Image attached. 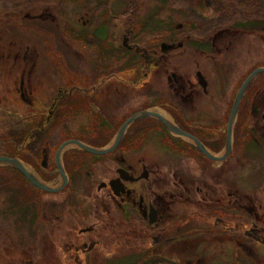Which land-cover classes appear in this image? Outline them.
Listing matches in <instances>:
<instances>
[{"label": "flooded vegetation", "instance_id": "obj_1", "mask_svg": "<svg viewBox=\"0 0 264 264\" xmlns=\"http://www.w3.org/2000/svg\"><path fill=\"white\" fill-rule=\"evenodd\" d=\"M207 5L209 14L218 12ZM81 13L74 17L78 27L71 37L82 42L75 47L63 37L59 43L67 58L16 55L0 62L5 76L0 105L8 115L19 109L25 152L39 144L35 156L9 158L59 190H39L20 174L23 180L55 196L80 189L101 213L86 224L82 215L89 216L91 205L74 211V218L42 217L54 222L49 228L56 242L53 264H109L122 253H133L123 257L135 264L149 258L174 264H264V79H259L264 73L252 78L232 115L243 82L263 68L251 66L249 58L234 59V48L245 35L264 30L263 23L237 27V17L229 15L227 24L197 27L187 19L157 52L141 57L138 44L130 43V31L121 35V49H113L108 40L93 37L107 24ZM117 51L130 57L112 60ZM189 51L198 61H192L191 73H183L174 62ZM243 60L247 67L241 70ZM202 64L211 73L205 74ZM125 124L119 143L106 154L67 146L59 161L63 183L55 162L62 144L104 149ZM99 131L108 135L101 137ZM100 173L97 183L93 178ZM74 205L82 207L79 201Z\"/></svg>", "mask_w": 264, "mask_h": 264}, {"label": "rangeland", "instance_id": "obj_2", "mask_svg": "<svg viewBox=\"0 0 264 264\" xmlns=\"http://www.w3.org/2000/svg\"><path fill=\"white\" fill-rule=\"evenodd\" d=\"M42 0H0V62L4 63L7 57L17 58L24 55L29 58L53 57L54 47L46 46L42 41L45 32L37 26L32 18H26L18 25L23 24L25 28L18 29L14 25L19 22V13L9 17V8L12 11H19L23 5H38ZM216 2L203 3L204 0H63L58 4L62 9L59 16L60 35L69 38L77 47L78 42L82 40L72 39V31H77L75 24V15H82L81 12H90L91 18L98 22H105L109 25L110 33L108 45L113 49H121V35L130 31V43L138 44L141 57H150L158 51V46L166 42V38L172 35L174 27L178 24H185L187 19L189 25L197 27L218 26L227 24L229 15L235 16L237 20H246V23L236 21L235 26H253V22H262L264 25V0H219ZM210 6L208 9L218 11L214 15L205 11V5ZM203 5V6H202ZM84 8V10H82ZM79 13V14H76ZM21 14V13H20ZM15 17V18H14ZM45 18L52 20L48 14ZM253 21V22H252ZM55 22V21H54ZM57 24V23H56ZM19 27V26H18ZM75 28V29H74ZM44 34V35H41ZM48 35H51L48 33ZM193 36H199L193 34ZM244 39V40H243ZM239 45L234 48V59L249 58L250 65L253 67H264V30L253 31L252 34L245 35ZM59 41V40H58ZM44 43V44H43ZM106 46V48H109ZM117 57V58H115ZM128 55H120L117 51L113 59H122L124 62ZM184 58L174 62V65L180 66L184 73H191L194 69L193 60L198 56L193 55L192 51L184 54ZM198 61V60H197ZM130 62V60H129ZM201 62V61H199ZM2 65L1 68H3ZM205 74L211 73V69H206L205 64L201 65ZM247 67V61L243 60L241 70ZM4 73L0 72V88L4 87ZM264 79V74L259 76ZM1 93V92H0ZM7 103V102H6ZM8 104V103H7ZM3 104L0 105V156L5 153L15 152L17 154L29 153L35 156L38 149V143L31 145V150H24L23 143L19 144L18 140L22 138L23 121L20 119L19 109H11V115L6 113ZM22 121V122H21ZM95 134L96 131H93ZM106 133V134H105ZM99 135L105 137L108 131H99ZM95 138V137H94ZM52 139V137H51ZM53 142L48 141V144ZM46 152V148L43 149ZM45 159V157H44ZM45 161V160H44ZM39 162V161H38ZM9 167H0V264L6 262L12 263L15 260L25 259L29 264H53V244L56 242L51 234L54 222L45 221V218H74V211H84V207L91 205L93 211L83 224L89 223L92 219L100 217L101 213L94 206L93 202L88 199L86 193L79 189L76 193L66 192L59 196L53 194H43L33 190L21 177L20 174L10 170ZM53 180V176H50ZM103 178V174H98L93 179L98 183ZM50 184V183H49ZM95 192V191H94ZM100 195V193H98ZM11 197V204L8 202V196ZM87 197V198H86ZM71 201L72 208L69 204ZM79 205L75 207V203ZM11 205V207H10ZM80 217V215H78ZM22 225L21 220H25ZM26 224V229L24 225ZM42 237L41 240L38 239ZM133 253H122L123 256ZM121 257L109 264H135L133 258ZM23 257V258H21Z\"/></svg>", "mask_w": 264, "mask_h": 264}, {"label": "water", "instance_id": "obj_3", "mask_svg": "<svg viewBox=\"0 0 264 264\" xmlns=\"http://www.w3.org/2000/svg\"><path fill=\"white\" fill-rule=\"evenodd\" d=\"M93 36L98 39V40H105L108 36V29L106 26H100L98 27L97 29L94 30L93 32ZM127 41L128 39L127 38H123V47L127 48ZM163 47H164V44L161 46V49L162 51L163 50ZM261 73H264V68H258L256 70H254L246 79L245 81L243 82L242 86L240 87L239 91H238V94L236 96V99H235V102L233 104V111H232V115L234 114L236 108H237V105H238V102H239V99L241 97V95L243 94L244 90L246 89L247 85L249 84V82L252 80V78L258 74H261ZM159 120H161L162 122L163 119L162 118H158ZM126 127V124L118 131L116 137H115V140H114V143L107 147V148H104V149H95V148H91V147H88L84 144H81L79 142H75V141H71V142H68V143H64L62 144L56 151V154H55V162H56V166L58 167L59 169V172H60V176L63 180V183L65 184V175L60 167V164H59V161H60V156L63 152V150L67 147V146H74V147H77L78 149L86 152V153H90V154H94V155H103V154H106L110 151H112L116 146L117 144L119 143L120 139L122 138V134L124 132V129ZM227 147L229 148V132H228V142H227ZM0 167H10L14 170H16L17 172H19L21 175H23L28 181L29 183L39 189V190H42L44 192H47V193H55L57 192L59 189L57 188H53V187H50L48 186L47 184L41 182L37 177L36 175L31 171V170H27V168L24 166V164L18 160L17 158H9V157H5V156H0ZM153 262H165V263H168V264H174L168 260H165V259H162V258H149L147 260H145L144 262H142L141 264H150V263H153Z\"/></svg>", "mask_w": 264, "mask_h": 264}, {"label": "trees", "instance_id": "obj_4", "mask_svg": "<svg viewBox=\"0 0 264 264\" xmlns=\"http://www.w3.org/2000/svg\"><path fill=\"white\" fill-rule=\"evenodd\" d=\"M77 1L79 2V0H77ZM22 2H23V0H22ZM60 2H63V0H42L38 5H34V6L23 5V7L18 12L12 11V9L9 8L8 14H6V15L11 17V16L16 15V13H19V18H21V19L19 20V22H17L14 25L18 29L25 28V26L23 24L20 27V25H18L19 23L26 20V18H32V20L35 21L34 23H36L37 26L40 27L39 29H42L46 35L42 39V41L45 43V45H44L45 47L42 49L46 50V46L54 47L53 49L55 50V53H54L53 57L61 56V57L67 58L69 56L68 51L66 49H63L61 47V45H59V43L61 42L60 40L63 38L60 35L61 30H60V22L58 19L60 14H61V11H62V9H60L58 7V4ZM74 2H75V0H71V4ZM78 2H75V3L77 4ZM82 10H84V8ZM45 14H48V16L52 18V20L50 21V20L46 19ZM48 33L51 35H48ZM41 35H44V34H41ZM45 56H47V54L43 53V58H49V57H45ZM0 86H1V82H0ZM0 91H2V88H0ZM0 94H2V93H0ZM18 142L20 144L21 141L18 140ZM15 155H17V153L12 152L10 150L9 152L5 153V155H3V156L14 157ZM7 169H9V168H7ZM10 170H12V169H10ZM12 171L17 173L15 170H12ZM17 174H19V173H17Z\"/></svg>", "mask_w": 264, "mask_h": 264}]
</instances>
